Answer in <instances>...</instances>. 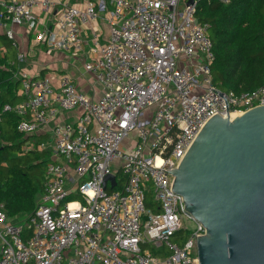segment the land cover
<instances>
[{"label": "built area", "instance_id": "2783aa9c", "mask_svg": "<svg viewBox=\"0 0 264 264\" xmlns=\"http://www.w3.org/2000/svg\"><path fill=\"white\" fill-rule=\"evenodd\" d=\"M198 2L0 0V29L10 39L11 25L35 27L36 7L54 10L46 43L75 55L83 51L87 21L105 11L110 27L106 42L95 30L91 49L98 56L84 64L103 85L99 100L78 90L69 76L56 90L50 77L23 73L25 99L4 106L24 116L17 129L25 134L64 111L79 108L81 114L53 126L52 160L44 167L36 208L12 220L0 203V264H199L197 233L206 229L170 188L168 170L179 167L213 115L231 118L263 106L264 83L236 93L214 82L210 25L198 19ZM25 56L18 53V61ZM29 141L23 151L36 146ZM110 174L116 185L108 181L104 188ZM149 191L153 207L146 204ZM72 193L78 198L66 200ZM186 220H194L195 228ZM183 231L188 235L180 244ZM150 246L167 253L154 254Z\"/></svg>", "mask_w": 264, "mask_h": 264}, {"label": "water", "instance_id": "95a60500", "mask_svg": "<svg viewBox=\"0 0 264 264\" xmlns=\"http://www.w3.org/2000/svg\"><path fill=\"white\" fill-rule=\"evenodd\" d=\"M168 171L206 229L197 233L199 264H264V105L235 119L213 115ZM108 181L116 185L115 175L104 188Z\"/></svg>", "mask_w": 264, "mask_h": 264}, {"label": "trees", "instance_id": "16d2710c", "mask_svg": "<svg viewBox=\"0 0 264 264\" xmlns=\"http://www.w3.org/2000/svg\"><path fill=\"white\" fill-rule=\"evenodd\" d=\"M197 17L209 23L215 59L213 80L223 90L236 93L252 91L264 83V0H199ZM0 44L12 46L9 37L0 35ZM16 66L0 51V203L14 220L32 212L44 183V167L52 160V149H43L35 134L21 133L17 125L24 118L14 111H4L6 104L24 100L18 94L20 80L15 78ZM24 97V98H23ZM36 140L28 151L22 145ZM70 194L66 200H75ZM153 207V203H146ZM157 210V208H155ZM187 231L181 232L180 244ZM154 254L163 255L164 248L150 246Z\"/></svg>", "mask_w": 264, "mask_h": 264}, {"label": "crops", "instance_id": "0c3cea01", "mask_svg": "<svg viewBox=\"0 0 264 264\" xmlns=\"http://www.w3.org/2000/svg\"><path fill=\"white\" fill-rule=\"evenodd\" d=\"M20 1V0H17ZM71 4L82 6L84 0H68ZM34 13L38 16L39 21L35 27L31 28L26 24L11 25L14 30V38H9L12 46L8 48L4 44H0L2 56H8L9 63L15 64V78L20 80L23 73L34 77L48 76L52 80V86L58 90L63 76H69L75 82L77 89L87 95L94 101L100 99L103 93V85L98 82L93 74L86 71L85 62L97 57V53L92 51L93 34L98 31L102 42L109 39L110 27L107 21V12L100 11L97 20H89L82 28V37L84 39L83 51L75 55L71 50L51 48L45 40L47 32L54 29L56 12L43 11L36 7ZM4 33L0 29V35ZM25 53V60L18 61V53ZM18 94L25 97L23 87L20 83ZM23 97V98H24ZM25 99V98H24ZM81 114L79 108L64 111L57 118L49 123L40 126L35 134V139L40 141L39 146L43 143L46 148L51 149L54 144V136L52 133L53 126L58 123L72 122L78 119ZM1 119V114H0ZM34 141L36 140H30ZM23 146V145H22ZM64 161L63 157L58 158ZM40 194L38 195L39 200Z\"/></svg>", "mask_w": 264, "mask_h": 264}, {"label": "rangeland", "instance_id": "374dc122", "mask_svg": "<svg viewBox=\"0 0 264 264\" xmlns=\"http://www.w3.org/2000/svg\"><path fill=\"white\" fill-rule=\"evenodd\" d=\"M29 142H33V141H29ZM26 144V143H25ZM23 144L22 148H24V150H26L27 146ZM23 150V149H22ZM153 199H154V192L153 191H149L146 193V203H153ZM23 216L15 219V220H19L20 218H22ZM186 224L188 225V227H190L191 229L195 228V221L194 220H186ZM188 232V231H187Z\"/></svg>", "mask_w": 264, "mask_h": 264}, {"label": "bare ground", "instance_id": "6f19581e", "mask_svg": "<svg viewBox=\"0 0 264 264\" xmlns=\"http://www.w3.org/2000/svg\"><path fill=\"white\" fill-rule=\"evenodd\" d=\"M242 114H239V113H233L232 115H231V119H235L237 116L239 117V116H241Z\"/></svg>", "mask_w": 264, "mask_h": 264}]
</instances>
